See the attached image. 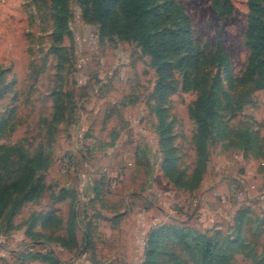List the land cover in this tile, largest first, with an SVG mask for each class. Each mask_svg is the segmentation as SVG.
I'll return each mask as SVG.
<instances>
[{
  "label": "rangeland",
  "instance_id": "374dc122",
  "mask_svg": "<svg viewBox=\"0 0 264 264\" xmlns=\"http://www.w3.org/2000/svg\"><path fill=\"white\" fill-rule=\"evenodd\" d=\"M177 1L206 50L222 46L233 70L243 69L248 0H233L231 17H221L211 0ZM68 6V30L57 41L52 0H0V144L47 157L38 169L41 198L23 206L18 229L0 227V264H144L149 234L163 224L209 236L220 231L230 241L228 264H264V156L216 140L201 187L172 185L162 168L159 74L151 57L133 42L102 34L78 0ZM168 59L173 69L161 100L167 145L189 174L197 161L191 109L198 95L183 90L179 57ZM219 74L227 135L238 140L250 125L264 149V88L231 85L224 67ZM103 173L119 175V184L111 186ZM80 203L74 229L68 220ZM47 211L59 219L48 228L38 222L23 237ZM180 240H165L161 264H197L193 245Z\"/></svg>",
  "mask_w": 264,
  "mask_h": 264
},
{
  "label": "trees",
  "instance_id": "16d2710c",
  "mask_svg": "<svg viewBox=\"0 0 264 264\" xmlns=\"http://www.w3.org/2000/svg\"><path fill=\"white\" fill-rule=\"evenodd\" d=\"M211 1L221 17L234 15L233 0ZM52 2L55 14L53 36L55 40L60 41L68 30V0ZM78 2L83 6L84 17L100 24L102 34H113L133 42L151 57L152 65L159 74L156 88L159 95L157 112L161 122L160 145L164 151L162 168L172 185L188 192H194L201 187L208 166L209 146L216 140L227 145H243L246 151L252 150L254 157L264 156L259 132L254 131L250 125L238 133V140L227 135L228 125L219 119L221 99L216 93V83L220 79L219 71L222 67L226 69L231 85L243 86L256 82L258 89L264 88V0H248L249 12L245 30L248 57L239 72L233 70L230 55L222 46L207 51L194 37L186 9L177 0ZM170 55L179 57L177 64L181 70H185L183 90L198 95L191 109L198 126L197 161L189 174L186 170L178 168V157L172 147L167 145V131L162 114L161 100L165 95V81L171 79L173 69L168 59ZM255 125L261 126V123L255 122ZM46 160V154L42 150H37L33 155H26L20 146L0 144V227L5 231L18 229L19 225L14 223L23 206L41 198L37 196L41 190L38 169L46 164ZM82 205L80 203L79 210L73 212L68 220L74 229L78 227L76 220ZM58 219L54 211L43 212L32 220L25 234L30 235L38 222L48 228ZM70 236L73 241L76 240L75 232L72 231ZM222 236L224 235L220 231L209 236L170 224L160 225L149 234L144 264H161V250L165 240L170 238H180V242L192 244L197 264H228L231 254L226 253L228 251L225 248L229 247L230 241L228 235ZM60 241L62 246L67 247L63 239Z\"/></svg>",
  "mask_w": 264,
  "mask_h": 264
},
{
  "label": "built area",
  "instance_id": "2783aa9c",
  "mask_svg": "<svg viewBox=\"0 0 264 264\" xmlns=\"http://www.w3.org/2000/svg\"><path fill=\"white\" fill-rule=\"evenodd\" d=\"M63 166L65 169H69L71 167V159L70 158H65L63 161ZM105 174V177H107L108 182L111 184V186L115 187L119 184L121 177L119 175L113 176V177H109L107 175V173H103Z\"/></svg>",
  "mask_w": 264,
  "mask_h": 264
},
{
  "label": "crops",
  "instance_id": "0c3cea01",
  "mask_svg": "<svg viewBox=\"0 0 264 264\" xmlns=\"http://www.w3.org/2000/svg\"><path fill=\"white\" fill-rule=\"evenodd\" d=\"M219 180H221V178H218V179H217L215 185H216L217 183H219ZM203 183H204V181H203ZM23 237H26L25 231H23Z\"/></svg>",
  "mask_w": 264,
  "mask_h": 264
}]
</instances>
